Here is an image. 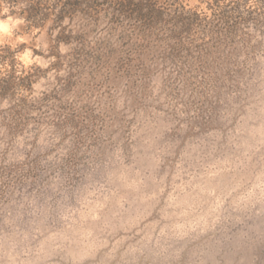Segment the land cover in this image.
<instances>
[{"label":"rangeland","instance_id":"rangeland-1","mask_svg":"<svg viewBox=\"0 0 264 264\" xmlns=\"http://www.w3.org/2000/svg\"><path fill=\"white\" fill-rule=\"evenodd\" d=\"M216 1L169 3L212 17ZM220 1L242 17L209 60L213 91L199 83L202 34L144 49L107 10L63 21L86 50L112 52L113 73L89 62L74 77L62 99L83 112L77 130L53 126L44 107L12 137L1 117L14 98L0 99V264H264V0ZM14 9L3 1L0 22L22 23L0 32V49L33 75L15 99H40L70 71L51 67L52 51L76 44H57L53 17L30 27ZM29 52L42 63L25 65ZM131 54V71L119 69Z\"/></svg>","mask_w":264,"mask_h":264},{"label":"trees","instance_id":"trees-1","mask_svg":"<svg viewBox=\"0 0 264 264\" xmlns=\"http://www.w3.org/2000/svg\"><path fill=\"white\" fill-rule=\"evenodd\" d=\"M0 0V12L2 3ZM12 4L13 14L25 17L30 27L42 26L53 17L60 31L56 37L57 44L66 43L75 45L69 54L61 55L52 51L55 61L52 66L57 72L68 66L70 71L66 79L58 78V86L51 93H45L40 99L22 96L15 99L19 89H31L33 75H25L23 71L18 75V70L13 61V54L7 49H0V61L3 69L0 70V99L6 97L14 98L11 106L2 114V123L7 127L12 137L24 132L28 123L32 120V111H42L44 107L53 110L52 125L57 128L66 129L72 127L77 130L83 126V112L80 108L70 102H63V95L75 84L73 81L76 74L81 72L84 64L91 62L95 69L101 71L106 67V73L112 72V52H106L99 48L92 50L85 49L83 35H74L66 27H62L67 17H74L78 13L86 18L99 15L102 10L111 14V23L124 25L127 23L129 29L137 35L139 46L146 49L155 36L166 35V40L184 44L183 37L190 38L192 32L202 34L203 43L199 46L197 57V70L201 76L199 82L203 90L213 91L215 84L212 83V75L215 74V67L209 60L220 59L221 50L225 47L232 36L234 28L240 23L242 17L239 9V2H232L229 5H220L217 0L212 17L201 16L196 12L185 11V7L175 8L170 0H6ZM166 1V2H165ZM169 3V4H168ZM106 7V9H103ZM239 20V21H238ZM162 38V37H161ZM214 55H217L215 57ZM216 60V61H217ZM134 59L132 54L117 62L119 69L130 72ZM220 64V63H219ZM223 68H221L222 70ZM181 75V71L179 72ZM198 85V87L200 86ZM59 87V88H58ZM216 88V87H214ZM47 116V115H46ZM82 129V128H81ZM78 135V134H77ZM80 143V141L78 142ZM23 167V168H22ZM22 182L27 180L32 173L36 174L34 163L24 162L22 164ZM27 168V169H26Z\"/></svg>","mask_w":264,"mask_h":264},{"label":"clouds","instance_id":"clouds-1","mask_svg":"<svg viewBox=\"0 0 264 264\" xmlns=\"http://www.w3.org/2000/svg\"><path fill=\"white\" fill-rule=\"evenodd\" d=\"M8 12V8L5 6L4 7V13L7 14ZM19 23H22V21H12L11 19L4 23V22H0V32H2L3 34L5 35H10L11 32H10V28H9V25H12L13 27H15L17 24ZM31 56V53H27L26 55H24L23 57H20L21 60H23L24 64L25 65H30L32 63H37V64H41L42 61H40L39 58H37L35 61H31L29 59V57ZM44 67H47L46 64H43ZM43 83V82H42ZM36 88H37V95L39 94V91L41 90V86L40 85H36Z\"/></svg>","mask_w":264,"mask_h":264}]
</instances>
